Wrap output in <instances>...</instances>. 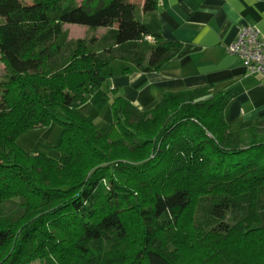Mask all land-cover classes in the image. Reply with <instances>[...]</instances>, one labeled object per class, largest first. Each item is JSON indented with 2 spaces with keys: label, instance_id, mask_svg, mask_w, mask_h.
I'll return each mask as SVG.
<instances>
[{
  "label": "trees",
  "instance_id": "obj_1",
  "mask_svg": "<svg viewBox=\"0 0 264 264\" xmlns=\"http://www.w3.org/2000/svg\"><path fill=\"white\" fill-rule=\"evenodd\" d=\"M157 3L0 0V264H175L148 245L147 228H176L193 204L200 233L227 237L251 218L264 230V121L227 122L224 94L167 93L142 111L110 90L113 121L103 126L81 111L111 63L149 73L178 54L181 44L161 36ZM67 24L105 33L69 40ZM52 121L59 160L17 146ZM143 152L164 178L148 198L116 178L130 168L120 158ZM136 224L146 238L126 257L119 247Z\"/></svg>",
  "mask_w": 264,
  "mask_h": 264
},
{
  "label": "crops",
  "instance_id": "obj_2",
  "mask_svg": "<svg viewBox=\"0 0 264 264\" xmlns=\"http://www.w3.org/2000/svg\"><path fill=\"white\" fill-rule=\"evenodd\" d=\"M156 18L162 38L180 43V51L149 73L122 61L112 71L111 63L109 91L145 111L164 94L211 88L229 99L227 122L264 121L260 77L247 74L241 60L227 53L240 27L264 33V0H158Z\"/></svg>",
  "mask_w": 264,
  "mask_h": 264
},
{
  "label": "rangeland",
  "instance_id": "obj_3",
  "mask_svg": "<svg viewBox=\"0 0 264 264\" xmlns=\"http://www.w3.org/2000/svg\"><path fill=\"white\" fill-rule=\"evenodd\" d=\"M63 30L67 32L69 40L89 39L93 36L100 37L105 33V29L93 31L88 27L71 24L64 25ZM119 66H121L120 62H114L110 70L114 71ZM3 74H5V68L0 60V77ZM107 84L108 80L100 88L94 90L87 104L81 108L84 115L99 126L110 124L113 121L110 101L105 95L110 92ZM61 137L62 127L60 123L52 121L44 128L33 129L21 134L16 143L27 154L38 153L59 160L60 154L57 145ZM154 157L155 155L151 153L143 152L136 153V156L129 155V159L126 157L119 159L122 164L130 167L124 177L121 174L116 177L122 184H127L126 191L128 193L148 198V195L158 190L156 186L164 182L162 175L158 172L152 173L153 168L158 166L150 161ZM149 162L151 163L149 164ZM138 167L140 168L135 169ZM143 169L144 171L139 172ZM131 174H134V176ZM199 179L200 177H195L194 183L199 182ZM244 180L240 179L239 181ZM250 182L244 183V186L248 188L249 184H252ZM232 183L235 184L236 181L233 180ZM173 186V183L165 184L159 190L166 189L167 191ZM130 190L133 191L129 192ZM218 191V189H215V192ZM195 200L198 202V197ZM142 203L143 205L147 204L148 200L145 199ZM198 208V204H193L192 208L182 215L177 227L174 229L165 230L155 225L147 228L151 235L148 236V245L173 254L175 264H264V230L260 229L258 220L251 218L243 222L241 226L233 227L234 229L227 237H217L200 233L193 228L196 218L195 213L198 215V211H196ZM132 229L131 236L119 247V253L126 254V257H130L131 251L139 249L146 238V235L139 231L138 224ZM255 238L258 239L255 240ZM65 258H68L67 253L64 254V260Z\"/></svg>",
  "mask_w": 264,
  "mask_h": 264
},
{
  "label": "built area",
  "instance_id": "obj_4",
  "mask_svg": "<svg viewBox=\"0 0 264 264\" xmlns=\"http://www.w3.org/2000/svg\"><path fill=\"white\" fill-rule=\"evenodd\" d=\"M227 53L238 57L247 74L259 76L264 86V33L254 26L240 27Z\"/></svg>",
  "mask_w": 264,
  "mask_h": 264
}]
</instances>
